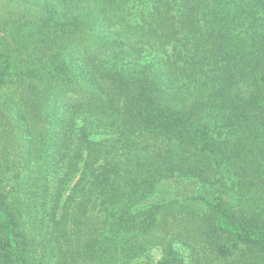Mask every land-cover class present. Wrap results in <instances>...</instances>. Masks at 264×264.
<instances>
[{
  "label": "trees",
  "instance_id": "obj_1",
  "mask_svg": "<svg viewBox=\"0 0 264 264\" xmlns=\"http://www.w3.org/2000/svg\"><path fill=\"white\" fill-rule=\"evenodd\" d=\"M0 129V264H264V0H0Z\"/></svg>",
  "mask_w": 264,
  "mask_h": 264
},
{
  "label": "rangeland",
  "instance_id": "obj_2",
  "mask_svg": "<svg viewBox=\"0 0 264 264\" xmlns=\"http://www.w3.org/2000/svg\"><path fill=\"white\" fill-rule=\"evenodd\" d=\"M1 130V129H0ZM0 139H1V136H0ZM61 175H63V170H60V172L57 174V176H56V180H57V178H59ZM55 180V181H56ZM159 257H160V252L158 251V250H155L154 251V258H155V260H157V259H159Z\"/></svg>",
  "mask_w": 264,
  "mask_h": 264
}]
</instances>
